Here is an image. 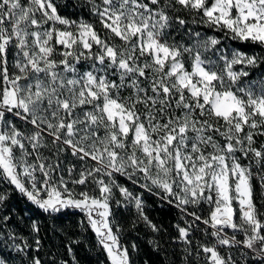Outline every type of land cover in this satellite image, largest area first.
<instances>
[{"label": "snow or ice", "instance_id": "obj_1", "mask_svg": "<svg viewBox=\"0 0 264 264\" xmlns=\"http://www.w3.org/2000/svg\"><path fill=\"white\" fill-rule=\"evenodd\" d=\"M83 6L103 34L62 16L54 0H0V264H46L39 216H28V235L13 225L14 214L24 222L16 195L49 218L78 210L108 264H132L115 209L134 207L160 233L145 193L180 213L172 240L185 246V264L193 249L205 264H237L221 248L264 264V199L258 207L253 186L264 197V144L255 146L264 136V0ZM181 12L237 47L185 28ZM176 25L181 41L170 31ZM195 232L214 242L194 245ZM79 243L69 239L70 259L52 264H79ZM149 243L159 251V241Z\"/></svg>", "mask_w": 264, "mask_h": 264}, {"label": "trees", "instance_id": "obj_2", "mask_svg": "<svg viewBox=\"0 0 264 264\" xmlns=\"http://www.w3.org/2000/svg\"><path fill=\"white\" fill-rule=\"evenodd\" d=\"M54 3L58 5V11L62 16L75 20L80 18L91 19L92 23L96 24L94 18H91V14L86 12L84 6L79 1L54 0ZM178 14L189 20V23L185 28L199 31L205 36L221 37L222 43L219 47H237L238 42L223 39L221 33L203 25L192 24L191 18L187 13L181 12ZM97 30L102 34L104 33V29H102L100 25H97ZM170 31L176 41H181L185 29L176 25ZM114 42L119 43L118 40H115ZM183 43L188 44L190 41L185 37ZM239 46L245 51H250L252 48L250 45ZM255 51L259 52L260 49L255 48ZM208 55H211V53ZM261 144H264V136H257L255 146L259 147ZM45 155H51V152L46 151ZM237 155H239V153ZM69 161H71V157H69ZM72 162L76 163L75 161ZM242 163L246 164L248 161L244 160ZM77 167L79 168L78 163ZM117 179L119 183L124 184L134 193L142 191V189L133 186L123 177H118ZM253 186L255 201L259 207L264 197H262L260 185L255 179L253 180ZM115 195L117 199L120 198L118 191H115ZM143 198L145 202V214L153 223L162 228L160 233H153L151 229L138 218L134 207L129 206L127 209H115L116 222L122 229L120 234L121 243L129 247L132 264H185L184 257L186 253L183 251L185 246L181 243H174L172 240V238L177 235L173 225L177 222L183 224V222L180 221V213L175 207L161 202L157 197L149 195L148 193H145ZM11 203L23 218V223L17 221L15 214L13 218V225L16 226L18 231L23 235L29 234L27 227L28 216H31L32 218L39 216V219L41 220L40 238L43 245V250L40 255L45 260L46 264H52L53 259L57 261L62 258L70 259L67 255V249L65 246L69 239L80 241L79 244L73 246L79 264H100L101 260H104L105 264H108L105 254L99 250L95 234L87 227L86 221L84 227H81L80 222L85 218L78 210H68L62 215H57L55 218H49L44 214L38 213L32 206L26 204L18 195L12 199ZM113 207H115L114 202ZM260 210L264 211V208H261ZM207 211L208 210L203 209L201 214L207 215ZM203 227L204 226L201 225V228ZM237 238L241 239L242 237L238 234ZM150 240H157L160 242L161 247L159 251L154 250L153 245L149 243ZM197 241L202 243L214 242L212 238L202 235L201 232H195L193 244L195 245ZM133 243L137 245L136 251H132L131 249ZM228 251H231L233 258L237 260V264H243L240 260V253L237 249H220L221 255H226ZM187 264H205L203 253H201L199 259H197L195 256V249H193V256L188 257Z\"/></svg>", "mask_w": 264, "mask_h": 264}, {"label": "rangeland", "instance_id": "obj_3", "mask_svg": "<svg viewBox=\"0 0 264 264\" xmlns=\"http://www.w3.org/2000/svg\"><path fill=\"white\" fill-rule=\"evenodd\" d=\"M77 1H79L80 3H82V5H84V3H85V0H77ZM99 2H100V0H97V3H99ZM84 9L86 10L87 13H90L88 7H85L84 6ZM91 18H94V21L96 22L95 27L97 28V25H100L99 22H98V20L94 16H92V15H91ZM84 20H86L88 22H92L91 19H84ZM46 151L49 152L48 150H44V152H46ZM79 190H80V188H77V191H79ZM203 209L208 210L206 205H202L200 209H197V211L200 212V213H202Z\"/></svg>", "mask_w": 264, "mask_h": 264}]
</instances>
